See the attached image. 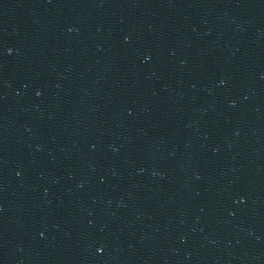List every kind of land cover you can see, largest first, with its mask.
I'll use <instances>...</instances> for the list:
<instances>
[{
	"label": "water",
	"instance_id": "water-1",
	"mask_svg": "<svg viewBox=\"0 0 264 264\" xmlns=\"http://www.w3.org/2000/svg\"><path fill=\"white\" fill-rule=\"evenodd\" d=\"M0 264H264V0H0Z\"/></svg>",
	"mask_w": 264,
	"mask_h": 264
}]
</instances>
